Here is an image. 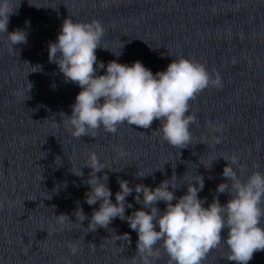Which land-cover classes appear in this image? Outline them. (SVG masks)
<instances>
[{"label":"water","instance_id":"obj_1","mask_svg":"<svg viewBox=\"0 0 264 264\" xmlns=\"http://www.w3.org/2000/svg\"><path fill=\"white\" fill-rule=\"evenodd\" d=\"M12 2L15 6L19 0ZM69 16L102 23L103 47L96 56L105 66L112 60L128 65L139 60L155 74L185 57L219 73L222 89L210 86L190 101V114L198 122L190 127L188 147L177 149L164 141L159 120L147 129L124 123L115 134L100 128L95 137L71 135L64 114H71L81 89L66 82L48 58V44ZM17 28L27 31V43L12 48L0 34V264H131L138 234L126 220L117 217L109 229L85 233L100 203L85 201L91 169L84 165L92 153L107 167L97 176L108 175L113 203L118 179L133 188H155L175 172V182L181 183L177 197L187 191L183 181L199 174L204 206L214 196L223 205L231 199L227 192H216L218 184H230L222 175L224 158L238 157L232 167L242 181L256 170L264 172V0H20L8 32ZM119 51V57L113 54ZM35 65L42 71L31 72ZM105 71L98 68L97 75ZM27 80L33 87L25 100ZM80 168L82 177L72 172ZM138 170L152 173L141 179ZM135 196L133 191L126 197L133 206L126 207V216L143 207ZM78 206L89 218L82 225L73 214ZM157 207L162 212L166 204L160 201ZM59 214L69 220L60 224ZM124 233L130 241L119 236ZM227 235L225 228L222 237ZM71 244L81 249L76 255L70 253ZM229 254L222 240L203 264H237L227 259ZM155 264H168L162 248ZM248 264H264V250Z\"/></svg>","mask_w":264,"mask_h":264},{"label":"clouds","instance_id":"obj_2","mask_svg":"<svg viewBox=\"0 0 264 264\" xmlns=\"http://www.w3.org/2000/svg\"><path fill=\"white\" fill-rule=\"evenodd\" d=\"M19 6L20 0L15 6L12 0H0V34H6L12 48L27 43L25 29L8 32L9 18ZM104 34L99 20L81 22L69 16L64 19L57 39L48 44L49 62L58 65L66 82L75 83L81 89L71 106V114H64L67 117L64 123L71 135L76 139L95 137L100 128L115 134L118 126L124 123L147 129L159 120L158 130L164 141L177 149L188 147L192 142L190 127L198 122L196 115L190 114V101L210 86L222 89V77L218 72H210L205 64L185 57L173 59L166 70L155 74L139 60L131 65L112 60L105 66L96 56L97 48L103 47ZM113 54L119 57L122 53ZM98 68H106L105 73L97 75ZM33 69L31 72L42 71V66L35 65ZM32 87L28 81L25 100L30 98L28 93ZM215 143H220L219 138H215ZM118 151L121 156L125 155L122 149ZM224 159L228 163L222 175L230 184H218L216 192L231 195L226 204L222 205L214 196L212 202L204 206L205 201L198 195L204 188V178L199 174L197 179L183 181L187 183V191L177 197L175 190L181 183L175 182L178 180L175 172L155 188L144 184H136L133 188L127 180L118 179L120 190L113 203L108 175L97 176L107 167L92 153L84 165L91 169L85 181L89 185L85 201L89 205L99 201V208L93 210L90 219L79 206L73 214L81 225L89 219L85 233L97 228L109 229L117 217L126 220L138 234L136 256L131 264H155L161 257V248L168 256V264H203L222 240L230 249L228 260L248 264L255 252L264 250V225L261 223L264 219V172L256 170L242 181L232 167L238 163V157ZM72 172L76 176L84 175L81 168ZM150 174L136 172L141 179ZM133 191L136 202L143 207L126 216V207H133L126 197ZM160 201L166 204L162 212L157 207ZM56 216L60 224L69 220L66 214ZM225 228L228 229L226 238L222 237ZM119 236L130 241L128 233ZM69 250L76 255L81 249L71 244Z\"/></svg>","mask_w":264,"mask_h":264}]
</instances>
